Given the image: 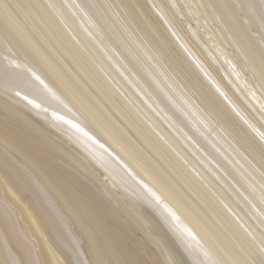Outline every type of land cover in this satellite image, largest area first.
Here are the masks:
<instances>
[{
    "label": "bare ground",
    "instance_id": "6f19581e",
    "mask_svg": "<svg viewBox=\"0 0 264 264\" xmlns=\"http://www.w3.org/2000/svg\"><path fill=\"white\" fill-rule=\"evenodd\" d=\"M231 3L0 0V264H264V67Z\"/></svg>",
    "mask_w": 264,
    "mask_h": 264
},
{
    "label": "rangeland",
    "instance_id": "374dc122",
    "mask_svg": "<svg viewBox=\"0 0 264 264\" xmlns=\"http://www.w3.org/2000/svg\"><path fill=\"white\" fill-rule=\"evenodd\" d=\"M232 1V0H230ZM236 0H233V7L236 8L235 10V17L234 20H240L243 25H241V29L245 30L247 33H249V40L258 42V45L260 47L259 53L257 54V58L259 59V62L264 67V34L261 26L258 24L257 20L249 15L248 11H240L238 8V5L235 4ZM242 5V4H241ZM194 18L197 20L198 17L194 15L192 20L190 21L193 25L199 29V31L204 35L207 32H211V29H213L212 25H210V28L205 26H199L200 24L195 22ZM248 74V72H245Z\"/></svg>",
    "mask_w": 264,
    "mask_h": 264
}]
</instances>
